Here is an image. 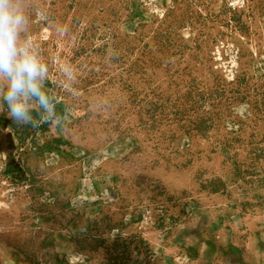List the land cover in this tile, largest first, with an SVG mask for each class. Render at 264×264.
Segmentation results:
<instances>
[{"label": "rangeland", "instance_id": "rangeland-1", "mask_svg": "<svg viewBox=\"0 0 264 264\" xmlns=\"http://www.w3.org/2000/svg\"><path fill=\"white\" fill-rule=\"evenodd\" d=\"M20 5L66 115L0 104V264H264V0Z\"/></svg>", "mask_w": 264, "mask_h": 264}, {"label": "clouds", "instance_id": "clouds-1", "mask_svg": "<svg viewBox=\"0 0 264 264\" xmlns=\"http://www.w3.org/2000/svg\"><path fill=\"white\" fill-rule=\"evenodd\" d=\"M27 25L20 0H0V104L18 125L37 127L44 121L63 127L66 112L56 111L45 90L48 67L26 42Z\"/></svg>", "mask_w": 264, "mask_h": 264}, {"label": "trees", "instance_id": "trees-1", "mask_svg": "<svg viewBox=\"0 0 264 264\" xmlns=\"http://www.w3.org/2000/svg\"><path fill=\"white\" fill-rule=\"evenodd\" d=\"M123 247V253H114L112 254V252L115 251V248L117 247ZM127 243H120L119 245H112L111 247L105 248V251L108 255V260H107V264H127V258H125V255L127 254ZM124 256V257H123Z\"/></svg>", "mask_w": 264, "mask_h": 264}]
</instances>
